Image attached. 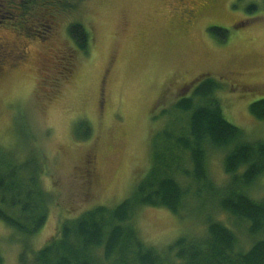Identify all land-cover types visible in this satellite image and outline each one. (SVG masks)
I'll return each mask as SVG.
<instances>
[{"label":"rangeland","instance_id":"obj_1","mask_svg":"<svg viewBox=\"0 0 264 264\" xmlns=\"http://www.w3.org/2000/svg\"><path fill=\"white\" fill-rule=\"evenodd\" d=\"M3 1L9 18L0 11V144L23 145L29 130L52 195L33 250L54 238L61 222L128 196L150 166L154 135L182 121L173 104L206 75L221 83L214 96L225 118L247 139L264 140V121L248 109L264 97V0ZM74 23L87 33L85 52L69 33ZM210 27L225 29V40ZM79 120L89 125L88 137ZM223 153L206 149L212 187L229 180ZM176 178L187 189L178 212L144 205L133 215L145 242L160 248L181 234L203 236L206 223L218 220L234 231L237 250L250 246L247 221L222 210L206 185ZM255 186L253 195H263L264 176ZM0 249L3 264H33L30 253L21 262V244L1 221Z\"/></svg>","mask_w":264,"mask_h":264},{"label":"trees","instance_id":"obj_2","mask_svg":"<svg viewBox=\"0 0 264 264\" xmlns=\"http://www.w3.org/2000/svg\"><path fill=\"white\" fill-rule=\"evenodd\" d=\"M61 5L69 7L66 1ZM209 30H222L219 41L225 40V29ZM69 33L85 52L86 31L74 23ZM220 87L212 76L197 80L190 94L173 104L184 115L181 123L173 131L164 128L154 135L150 166L128 196L114 206L96 205L71 222H61L57 235L37 250L30 240L42 228L52 202L41 182L43 154L29 130L23 145L0 144V221L17 236L21 262L30 253L33 264H264V194L255 196L252 190L264 176V140L247 139L242 128L225 118L214 96ZM248 109L264 121V97L252 101ZM83 128L81 136L88 137L89 125L79 120L78 131ZM208 146L224 150L223 169L230 176L223 186L212 187L208 179ZM181 153L188 155L189 169L179 161ZM177 174L206 185L222 210L247 221L253 238L247 249L237 250L234 231L218 220L206 223L205 235L181 234L164 247L142 239L133 215L144 205L178 212L187 189L178 183Z\"/></svg>","mask_w":264,"mask_h":264},{"label":"flooded vegetation","instance_id":"obj_3","mask_svg":"<svg viewBox=\"0 0 264 264\" xmlns=\"http://www.w3.org/2000/svg\"><path fill=\"white\" fill-rule=\"evenodd\" d=\"M0 7L3 8V10H0V11H2L4 13V15L2 16V18H9V16H6L5 15V13L8 11V9H6V8L9 7V6L7 4H5V2L3 0H0ZM186 12L188 14H190V11L189 10H187ZM2 21L4 22L6 20L2 19Z\"/></svg>","mask_w":264,"mask_h":264},{"label":"bare ground","instance_id":"obj_4","mask_svg":"<svg viewBox=\"0 0 264 264\" xmlns=\"http://www.w3.org/2000/svg\"><path fill=\"white\" fill-rule=\"evenodd\" d=\"M258 114V113H257ZM254 173V172H253ZM254 197V196H253ZM187 222V221H186Z\"/></svg>","mask_w":264,"mask_h":264}]
</instances>
